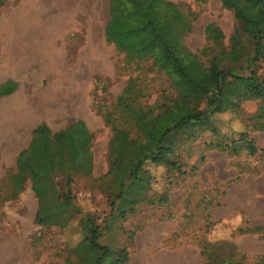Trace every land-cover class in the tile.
<instances>
[{
  "label": "rangeland",
  "instance_id": "rangeland-1",
  "mask_svg": "<svg viewBox=\"0 0 264 264\" xmlns=\"http://www.w3.org/2000/svg\"><path fill=\"white\" fill-rule=\"evenodd\" d=\"M169 1L190 15L192 29L182 33V44L202 64L208 67L229 53L241 24L220 0ZM33 3L32 14L25 12L30 0H3L0 7V82L19 80L18 95L31 96L36 110H44L53 97L72 96L79 105L80 95L84 107L86 90L83 116L94 135L93 169L87 175L84 168L57 174V190L70 194L75 211L68 213L65 227L45 226L36 222L39 199L31 183L13 194L8 173L16 170L6 172L0 162V264H83L87 252L78 246L87 237L83 226L88 216L96 218L99 242L112 251V263L125 250L129 264L134 237L150 227L163 238L156 252L184 250L193 264H264V152L251 155L241 142L247 134L264 150V131L257 129L261 104L246 101L215 115L218 133L208 130L190 141L179 136L180 171L147 164L143 178L150 186L133 196L137 201L121 217L123 206L116 200L121 171L111 172L114 159L121 157L113 156L111 143L115 130L129 131L132 139L145 137L141 127L133 126L135 114L116 109V99L130 86L127 104L145 115L151 112L150 121L170 104L175 90L151 61L130 63L107 41L110 0ZM209 24L219 29L221 40L207 37ZM256 24L264 31V7ZM253 57V43L244 38L243 48L227 64L248 75L246 61ZM252 69L263 75L264 62H255ZM227 144L237 145L239 154L224 148Z\"/></svg>",
  "mask_w": 264,
  "mask_h": 264
},
{
  "label": "trees",
  "instance_id": "trees-1",
  "mask_svg": "<svg viewBox=\"0 0 264 264\" xmlns=\"http://www.w3.org/2000/svg\"><path fill=\"white\" fill-rule=\"evenodd\" d=\"M220 2L233 12L241 28L232 38L229 53L213 59L207 67L199 61L197 54L182 44V33L192 29L190 15L181 10L182 5L169 0H110V17L105 27L107 41L114 44L130 63L151 61L159 72L167 76L175 90L170 104L153 114L150 121L147 118L151 112L145 115L143 110L137 111L127 104L130 86L116 99V109L135 114L132 124L136 128L141 127L145 137L143 140L132 139L129 131L115 130L116 136L111 143L113 156L121 157L120 160L114 159L111 169V172L114 168L121 171L116 188V200L123 206L119 213L121 217L127 213L124 208L137 201V196H133L150 186L143 178L147 164L180 171L177 155L179 136H186L190 141L208 130L218 133L214 116L239 108L251 100L261 104L257 129L264 131V74L259 75L256 69H252L255 62H264V31L256 24L264 0ZM2 4L3 0H0V7ZM205 32L215 41L222 38L214 24H209ZM244 38L253 43L254 57L246 61L248 69H251L248 75L227 64L243 48ZM16 89L17 84L8 81L1 85L0 97ZM93 142V133L81 120L71 122L56 133L45 123L34 131L29 148L17 159L16 172H9L8 177L14 183L12 193L15 195L25 190L27 182L31 183V189L39 199L36 215L39 225L65 227L69 223L71 217L68 213H73L75 207L70 194L58 192L55 178L58 173L72 169L74 174L83 168V174H90L93 169ZM241 142L251 155L264 152L247 134L242 135ZM224 148L239 154L237 145L227 144ZM83 230L87 237L78 246L79 251L87 252L83 264L126 263L125 250L119 253L114 263L111 262L112 251L99 242L102 232L96 218L88 216Z\"/></svg>",
  "mask_w": 264,
  "mask_h": 264
},
{
  "label": "crops",
  "instance_id": "crops-1",
  "mask_svg": "<svg viewBox=\"0 0 264 264\" xmlns=\"http://www.w3.org/2000/svg\"><path fill=\"white\" fill-rule=\"evenodd\" d=\"M9 80L20 84L16 78L12 77ZM1 84L4 82L1 81L0 86ZM19 91L18 86L13 93L0 97V141L4 149L0 153V162L6 165V172L17 169L19 155L29 148L33 133L41 124H47L56 133L73 121L85 120L83 114L86 111V90L84 107H82V95L79 96V105L76 103V98L65 96L55 100L53 97L52 101H46L44 110L40 108L36 110L31 96L25 98L24 95H18ZM162 239L157 237L150 227L137 234L133 244L136 250L131 251L129 264H193L184 250L164 249L156 252Z\"/></svg>",
  "mask_w": 264,
  "mask_h": 264
},
{
  "label": "bare ground",
  "instance_id": "bare-ground-1",
  "mask_svg": "<svg viewBox=\"0 0 264 264\" xmlns=\"http://www.w3.org/2000/svg\"><path fill=\"white\" fill-rule=\"evenodd\" d=\"M33 1H34V0H30L31 5H30V7H29V10H25V12L32 14V13H31V12H33V9H32V8H33V6H34V4H35V3L32 4Z\"/></svg>",
  "mask_w": 264,
  "mask_h": 264
}]
</instances>
